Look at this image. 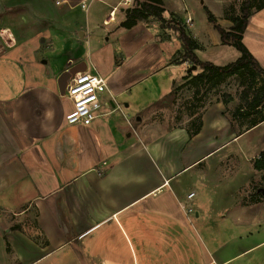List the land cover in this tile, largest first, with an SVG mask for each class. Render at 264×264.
Returning a JSON list of instances; mask_svg holds the SVG:
<instances>
[{"label":"crops","instance_id":"obj_1","mask_svg":"<svg viewBox=\"0 0 264 264\" xmlns=\"http://www.w3.org/2000/svg\"><path fill=\"white\" fill-rule=\"evenodd\" d=\"M82 1L0 0V264L244 259L264 244L255 241L264 235V166L254 167L264 121L238 128L222 102L167 115L160 109L194 71L178 62L177 36L120 27L130 0ZM178 2L170 12L183 24L216 3ZM94 3L103 10L90 13ZM235 18L216 24L229 31ZM182 28L199 61L206 47L240 57L219 35L200 41L193 19ZM241 42L264 69V7L252 11ZM81 63L107 85L87 127L66 123L72 106L58 88Z\"/></svg>","mask_w":264,"mask_h":264},{"label":"rangeland","instance_id":"obj_2","mask_svg":"<svg viewBox=\"0 0 264 264\" xmlns=\"http://www.w3.org/2000/svg\"><path fill=\"white\" fill-rule=\"evenodd\" d=\"M55 2V0H53ZM70 2V4H73L77 0H67ZM106 1H117V0H106ZM208 4H211L212 2H216L213 12L209 13L214 17L215 21H219L223 23L222 16L235 18L236 16L240 15V7L241 3L244 0H207ZM131 5L129 8H133L140 4L142 0H130ZM163 2V9H166L170 15L167 16L165 19L163 18L162 21H158L155 19H149L148 23L149 25H152L154 29L157 31L158 35L161 37L165 36H177L176 32L173 30L174 28H180L183 30L182 26H187L185 23L183 24L181 21L182 18H180L179 15H172L170 12L171 10H174L173 2H176L175 4H179L176 0H162ZM221 2V3H220ZM258 0L256 2L259 3ZM198 3V0H195V4ZM213 4V3H212ZM198 5V4H197ZM100 8L103 10V7L100 6L98 3L92 4V7L90 8V13L94 9ZM128 9V8H127ZM178 9V8H177ZM205 9V8H204ZM222 11V12H221ZM223 13V14H222ZM214 14L218 15V18L214 16ZM216 15V16H217ZM179 16V17H178ZM163 17V16H162ZM192 19H193V28L192 31L194 34L198 36V39L201 41H204L205 44L208 41H211L212 38L215 36H218L216 30H213V28L207 23V16L203 11H200L199 9H195V12L192 13ZM219 19V20H218ZM181 20V21H180ZM181 22V23H180ZM224 24H228L227 22ZM224 31H227V27H222ZM206 34H210L211 36L208 37ZM207 50L203 52L202 54H198V57L202 60V62H209L214 64L215 66H225L229 63H232L234 61V53H231V49L227 50L226 48H210L206 47ZM209 48V49H208ZM235 52V51H234ZM191 66V65H190ZM199 68L196 67L194 71H189L188 76L186 78L184 86H180L175 90V95L172 98L173 103L171 105L164 103L163 108L159 109L165 110L166 114L171 113L172 117L173 114H178V112H188L196 111L199 112V108H203L206 106H209L211 104H214L215 102H222L223 104L227 105L229 104V114L234 115L235 119L233 121L237 125L239 122L244 123L245 121L252 119V113L248 110L246 107L245 101L250 100L254 93L264 94V81L259 76H255L252 78L248 71H241L240 73H237L235 75H228L224 76L222 78L212 80L211 82L206 83H198L195 79V74L199 72ZM201 71V70H200ZM253 79V81H252ZM171 100V99H170ZM193 104H195L193 106ZM156 109V108H155ZM202 110V109H201ZM165 112H160L165 113ZM264 114V108L259 111ZM231 116V117H232ZM239 128V125H237ZM261 132L260 130L252 132L248 137L250 136H257ZM257 238L255 239L256 242H261L264 239V235L258 234L256 235ZM245 264H264V244L261 246H258L256 249H253L249 252L247 257L242 259ZM242 260L240 261H234L233 264H240L242 263Z\"/></svg>","mask_w":264,"mask_h":264},{"label":"trees","instance_id":"obj_3","mask_svg":"<svg viewBox=\"0 0 264 264\" xmlns=\"http://www.w3.org/2000/svg\"><path fill=\"white\" fill-rule=\"evenodd\" d=\"M258 0H244L241 3L240 15L233 20V26L229 31H224L216 24L214 17L206 10L207 21L212 24L214 30L220 36L222 44H230L236 51L239 52L240 57L225 66H214L208 62H201L197 59L193 50L195 48L194 43L184 33V30L180 28H174L173 30L177 34V39L181 44V52L179 53V63L189 62L191 66L199 68L201 71L195 76V81L198 83L211 82L228 75H235L241 71H248L250 76L261 77L264 81V69L260 68L257 62L253 59L250 53L243 46L241 39L242 34L247 22V19L252 14L253 10H259L264 7V0L256 4ZM162 0H142L140 4L133 8H128L124 11V20L120 23V27L130 29L138 23L147 24L149 19H155L158 21L163 20L164 9L162 7ZM253 81V79H252ZM264 88V86H263ZM246 107L252 113V125L255 126L264 121V114L261 111L264 108V94L254 93L250 100L245 101ZM264 166V155H261L255 162L254 167L261 169Z\"/></svg>","mask_w":264,"mask_h":264},{"label":"built area","instance_id":"obj_4","mask_svg":"<svg viewBox=\"0 0 264 264\" xmlns=\"http://www.w3.org/2000/svg\"><path fill=\"white\" fill-rule=\"evenodd\" d=\"M84 1L81 2V7L84 8ZM179 1V0H178ZM130 1H124V5H129ZM113 17H110V21ZM192 19L186 16L185 24L190 25ZM107 89L106 80L102 78L94 70L85 69L82 72L75 73L67 81L63 95L72 106V113L67 116L66 123L70 126L87 127L93 120L98 117L97 111L100 108V95ZM194 194H189L187 199H192ZM188 212L189 209L181 206Z\"/></svg>","mask_w":264,"mask_h":264},{"label":"water","instance_id":"obj_5","mask_svg":"<svg viewBox=\"0 0 264 264\" xmlns=\"http://www.w3.org/2000/svg\"><path fill=\"white\" fill-rule=\"evenodd\" d=\"M85 70L84 64H78L65 72H63L58 78V88L61 95H63L65 85L72 75ZM190 70H195V66H191Z\"/></svg>","mask_w":264,"mask_h":264}]
</instances>
